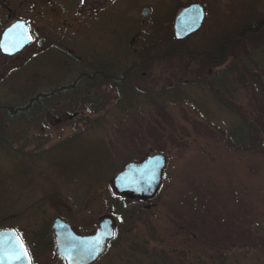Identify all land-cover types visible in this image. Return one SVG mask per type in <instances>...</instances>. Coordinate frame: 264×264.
Here are the masks:
<instances>
[{
	"label": "rangeland",
	"instance_id": "374dc122",
	"mask_svg": "<svg viewBox=\"0 0 264 264\" xmlns=\"http://www.w3.org/2000/svg\"><path fill=\"white\" fill-rule=\"evenodd\" d=\"M193 1L0 0V38L17 20L34 38L12 58L0 52V106L91 74L94 57L116 76L107 91L98 77L91 112L4 127L0 230H16L36 264H65L55 258L56 218L88 235L105 217L116 236L96 264H264V34L224 67L201 60L217 31L260 16L264 0H208L201 31L172 44L173 21ZM236 64L248 76L227 71ZM157 154L167 166L153 200L113 191L125 165Z\"/></svg>",
	"mask_w": 264,
	"mask_h": 264
},
{
	"label": "water",
	"instance_id": "95a60500",
	"mask_svg": "<svg viewBox=\"0 0 264 264\" xmlns=\"http://www.w3.org/2000/svg\"><path fill=\"white\" fill-rule=\"evenodd\" d=\"M201 12L203 13L202 16L200 15ZM143 15L147 16L148 10H144ZM204 19L205 12L201 6L194 4L184 8L175 21L176 41L184 42L190 35L200 31ZM18 25L21 27H17ZM32 42L33 37L27 23L16 21L4 31L0 42L3 47H0V51L3 55L12 57L22 52ZM166 166L167 158L164 155H148L140 163L125 165L123 170L112 179L111 186L117 195L128 201H151L161 189ZM121 177H124L125 180H121ZM52 230L55 235V258L62 259L65 264H96L106 255L109 244L115 239L116 224L112 218L105 217L98 223L93 233L83 235L78 233L68 222L56 218L52 223ZM13 232L20 238L16 230H0V233L4 234ZM98 235L104 237L103 248L98 253L93 255H80L76 252L68 253L67 244L70 238L86 241ZM0 264H28V261H9L5 259ZM31 264H34L32 260Z\"/></svg>",
	"mask_w": 264,
	"mask_h": 264
},
{
	"label": "flooded vegetation",
	"instance_id": "af4514ba",
	"mask_svg": "<svg viewBox=\"0 0 264 264\" xmlns=\"http://www.w3.org/2000/svg\"><path fill=\"white\" fill-rule=\"evenodd\" d=\"M260 1L261 0H256L254 2H260ZM205 3L208 4V0H195V1L191 2L189 4V6H187V7H190L191 5H194V4L201 6L205 12L204 23L207 20V11L205 8ZM260 7H261V3H260ZM184 8H186V7H184ZM184 8L181 9V11L178 13V15L183 11ZM144 10H148L147 16L143 15ZM143 11H142L143 17L144 18L148 17L150 14V9L145 8V9H143ZM248 14L249 13H247L245 18H242V19L240 18L238 24L242 23L241 25L249 26L247 28V30H245V32L249 31L248 35H250V36L253 35L255 39L253 41H249L247 39V34L245 32L241 35V36H246V39H244L243 41L238 40V41H236V43L234 45L239 51V54H240L239 58H241L242 55H248L249 49L252 47V45L255 44L256 42H258L259 39L262 38V35L264 34V12H261L260 16H258L257 13H254V10L252 11V13L250 12V14L249 15ZM178 15L175 17V19L173 21V27H171L172 30L170 32L171 36L173 37L174 42H176V43H177V41L175 39V21H176V18L178 17ZM10 26H8L7 28H9ZM259 29H261V31L263 30L262 33L258 31ZM226 31L227 30H225V29H221L220 30V35H221L220 37H226L227 32H228V31L227 32ZM199 32H196V33L190 35L189 39ZM258 36H260V38H258ZM32 37H33V34H32ZM1 38H2V36H1ZM1 38H0V42H1ZM187 39H186V41H187ZM33 40H34V38H33ZM184 43H185V41H184ZM96 51H97V53H99L98 50H96ZM7 57H9V56H7ZM9 58H12V57H9ZM106 58H109L108 50L106 51ZM232 59H234V58H232ZM238 59H237V61H238ZM230 60H231V58L229 60H227L223 65H220V66L214 67V68L224 67L226 64H228L230 62ZM91 62H92V64L90 63V66L92 69L91 74H89V72H83V73L81 72L78 76L73 78L71 83L61 84V85L56 86L53 89H51L45 93H39V94L33 93L27 97V99H30L33 97L39 98V95L41 96L40 97V98H42L41 102L44 104L43 110L45 112H47L45 114V119H46L45 122H47L51 125H59V124L65 122L66 119L71 120L70 118L72 116L70 114H73L74 112L79 113L78 110L80 109V106L81 107H87V110L91 112L93 110L92 107L94 108V106H96V104H97L96 102H100V101H96V100H92V99L90 101L89 99L95 98L96 89L99 87L102 88V86L104 84L102 81L97 80L98 77H101V80H103V79L105 80L106 91L108 90V88L110 90L114 87L113 69L110 67L109 63H106L104 66L102 60L98 57H94V59H91ZM103 70H105V71L103 72ZM232 70H233V68H232ZM246 70H247L246 67L243 66V69H240V64H238V65L236 64L234 67V70H233L234 72L231 74L236 75L237 77H241L243 75L248 76V74L245 73ZM249 75H252V73H249ZM218 76H221V74H218ZM228 76H230V75H228ZM94 109H96V108H94ZM56 112H66V113H64V115L61 119H58V118L54 117V113H56ZM78 116H79V114H76V116L74 115L73 118H76ZM36 123L38 124L40 122L37 121V122H35V124ZM41 124H45V123L41 122ZM20 238H21V236H20ZM21 240H22L24 246L27 248L24 240L22 238H21ZM28 252H29V249H28ZM29 255H30L32 262L35 263L32 259L30 252H29Z\"/></svg>",
	"mask_w": 264,
	"mask_h": 264
},
{
	"label": "trees",
	"instance_id": "16d2710c",
	"mask_svg": "<svg viewBox=\"0 0 264 264\" xmlns=\"http://www.w3.org/2000/svg\"><path fill=\"white\" fill-rule=\"evenodd\" d=\"M242 23L234 24V27L227 28V36L226 37H220V32L217 31L215 36L213 37L214 40L211 42L209 41V49L211 51L204 54V57L201 58V60H204L205 67L211 66L212 68L218 67L220 65H223L227 60L230 58L238 59L240 57L238 49L234 46L236 41L241 39L243 41V37L241 36L245 30L249 26L241 25ZM240 26V27H239ZM242 26V27H241ZM249 31H246L245 33L248 35ZM171 34V33H170ZM170 42L175 45H183V43H176L173 40V37L170 35ZM163 45V44H162ZM164 46V45H163ZM163 48V47H162ZM172 52V51H171ZM180 52V51H179ZM178 51L173 52L171 56H174L177 54L179 55H187L188 58L192 56L188 52H184V54H180ZM149 54L145 53L144 55H140V58L144 59ZM230 69V70H229ZM227 71L230 73H233L234 71L229 68ZM130 73V72H129ZM127 74V73H126ZM125 74V75H126ZM116 76L114 75V79ZM39 95L38 97H33L30 99H26L21 103L19 106H0V138H2L4 133V127L8 123H35L36 120H40L39 116L45 115L47 112H45L43 109V103L41 102ZM263 124V123H262ZM263 127V128H262ZM257 130H260L259 133H256ZM257 130L254 132L258 135L259 140H261V134H264V124L261 125V128L257 127ZM261 130H263L261 132ZM241 134L235 135L234 140H238ZM4 138V137H3Z\"/></svg>",
	"mask_w": 264,
	"mask_h": 264
},
{
	"label": "snow or ice",
	"instance_id": "6c2138e0",
	"mask_svg": "<svg viewBox=\"0 0 264 264\" xmlns=\"http://www.w3.org/2000/svg\"><path fill=\"white\" fill-rule=\"evenodd\" d=\"M200 15L202 16L203 13L201 12ZM197 18L199 19L200 17ZM17 27L21 26L18 25ZM0 47H3V45H0ZM5 50L7 49L5 48ZM121 180H125V178L121 177ZM103 241L104 237L100 235L86 241L70 238L67 244V251L69 254L76 252L80 255H93L102 250ZM5 259H8L9 261L27 260L28 264H31L28 249L14 232L8 234L0 233V262ZM73 259H75V257H73Z\"/></svg>",
	"mask_w": 264,
	"mask_h": 264
},
{
	"label": "bare ground",
	"instance_id": "6f19581e",
	"mask_svg": "<svg viewBox=\"0 0 264 264\" xmlns=\"http://www.w3.org/2000/svg\"><path fill=\"white\" fill-rule=\"evenodd\" d=\"M114 191V190H113Z\"/></svg>",
	"mask_w": 264,
	"mask_h": 264
}]
</instances>
